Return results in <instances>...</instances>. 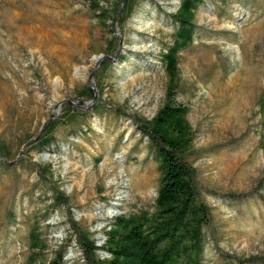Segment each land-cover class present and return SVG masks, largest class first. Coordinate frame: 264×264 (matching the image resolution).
I'll return each mask as SVG.
<instances>
[{
  "label": "rangeland",
  "instance_id": "374dc122",
  "mask_svg": "<svg viewBox=\"0 0 264 264\" xmlns=\"http://www.w3.org/2000/svg\"><path fill=\"white\" fill-rule=\"evenodd\" d=\"M182 2L137 0L110 32L85 0H0V143L13 161L0 165V264H41L61 247L63 264H84L54 186L99 246L117 215L161 224V160L134 118L167 100L195 203L209 208L187 218L175 264H264L253 260L264 255V0H195L180 14ZM178 17L194 28L186 40ZM52 117L53 143L18 154ZM46 163L52 180L34 165Z\"/></svg>",
  "mask_w": 264,
  "mask_h": 264
},
{
  "label": "trees",
  "instance_id": "16d2710c",
  "mask_svg": "<svg viewBox=\"0 0 264 264\" xmlns=\"http://www.w3.org/2000/svg\"><path fill=\"white\" fill-rule=\"evenodd\" d=\"M182 1L179 9L180 14L188 13L195 6V0ZM85 2L96 11L101 25L109 28L114 22L124 23L131 16L137 0H114L110 2L109 6L101 4L100 0H85ZM178 18L183 25L182 36L186 40L194 28H191L187 20ZM109 30L113 32L110 28ZM119 43L120 38L112 35L107 41L105 56L109 58L114 56ZM108 62V59L103 61L102 69L107 68ZM95 92L94 88L85 86L79 94L87 95L93 100ZM178 112L179 108L167 100L152 119L146 121L134 118L136 129L147 138L161 160L165 183L157 200L162 207L161 212H163L158 216L162 217L163 214H167L161 224L139 225L133 223L126 215H117L111 224L112 227L107 232L103 245L99 246L77 224L72 208L68 204V196L59 187L52 188L53 202L65 208L67 224L71 229L70 236H74L84 264H175L181 247L183 249L185 247L183 241L187 234L185 230L187 218L194 216L197 223H202L208 218V206L195 203L196 193L192 169L183 156V146L188 137L184 134L172 135L169 131L171 125L178 124L176 120ZM56 124L57 121L50 120L38 138L29 144L28 149L42 151L49 147L54 141L53 131ZM29 139L28 137L25 143ZM12 162L8 151L0 143V165L12 166ZM34 165L39 178L52 180L51 163L42 166ZM32 235L33 232L30 233V237ZM163 240H169L171 246L161 250L159 244ZM101 249L105 250L110 258H99L97 251ZM64 251L65 249L62 247L57 249L49 261L41 264H63ZM253 260L264 262V255L254 257Z\"/></svg>",
  "mask_w": 264,
  "mask_h": 264
},
{
  "label": "water",
  "instance_id": "95a60500",
  "mask_svg": "<svg viewBox=\"0 0 264 264\" xmlns=\"http://www.w3.org/2000/svg\"><path fill=\"white\" fill-rule=\"evenodd\" d=\"M96 92H95V94H94V98H93V100L96 98ZM51 120H54V117H52L51 118ZM49 121H47V123H48ZM46 123V124H47ZM45 124V125H46ZM45 125L39 130V132H38V134L36 135V136H34L33 138H31V139H29L23 146H22V148H21V150L19 151V153L18 154H20V153H22V151L30 144V143H32L35 139H37L38 138V136L42 133V131H43V129H44V127H45Z\"/></svg>",
  "mask_w": 264,
  "mask_h": 264
}]
</instances>
